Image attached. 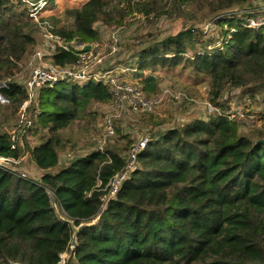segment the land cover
<instances>
[{
	"label": "trees",
	"instance_id": "trees-1",
	"mask_svg": "<svg viewBox=\"0 0 264 264\" xmlns=\"http://www.w3.org/2000/svg\"><path fill=\"white\" fill-rule=\"evenodd\" d=\"M120 1L85 0L64 10L70 26L49 32L71 46L98 41L97 23H123L126 12L115 5ZM176 1L211 14L220 41L204 39L194 28L148 34L130 71L179 69L206 78L210 102L220 108L228 87L251 98L261 95L264 103V25L248 28L252 14L234 12L254 0ZM156 5L145 4L142 12L157 16ZM54 7L48 0L40 13ZM44 23L39 17L36 24L20 0H0V81L9 84L2 91L9 104L0 107L15 112L27 100L16 76ZM50 60L75 67L79 52L56 47ZM143 82L145 91L154 92V76ZM111 100L110 88L94 79L42 88L26 108L30 126L16 141L1 128L0 116V156L26 159L41 172L32 179L0 168V264H61L66 253L64 264H264V133L240 134L223 112L159 131L137 153L115 195L103 201L108 183L125 166L121 154L133 142L79 157L70 152L65 162L60 151L68 141L62 132L86 131L91 108ZM44 188L53 193L55 207Z\"/></svg>",
	"mask_w": 264,
	"mask_h": 264
},
{
	"label": "rangeland",
	"instance_id": "rangeland-1",
	"mask_svg": "<svg viewBox=\"0 0 264 264\" xmlns=\"http://www.w3.org/2000/svg\"><path fill=\"white\" fill-rule=\"evenodd\" d=\"M84 1L54 0L55 7L53 10L42 11L36 19L33 18L36 24L39 22V17H44L48 23L40 25L39 29L36 28V43L30 55L38 47L46 55H49L53 43L50 45L49 41L47 42L44 38L46 29L48 30L52 26H70L71 20L65 16L64 10L78 7ZM152 1L157 2V16L155 15L156 12H151L147 17L142 12V6ZM21 2L29 10L35 0H21ZM116 3L117 7H123L126 12L123 23L119 26H111L99 22L95 27L100 34L98 39L100 54H106L112 36L116 37L118 41V53L111 57H104L102 63L97 66L95 64L88 65L86 71L88 73L98 71L103 73L112 69L116 75H120L123 72L118 67L126 68L127 70H124L123 73L125 75L123 83L135 82L141 88H144L143 80L147 75L154 76L156 79L154 92H147L144 88L143 95L149 100H157L158 105L151 112L141 114H136L123 105L117 107V110L112 109L110 103L94 105L91 108V114L86 117L87 121L83 123V125H87L86 131L81 130L78 132L76 127L71 132L70 129L62 132L68 139L64 148L60 151L62 161H66L70 152L79 157L88 155L95 150H102L108 146L117 148V146L126 143L127 140L134 143L136 139L141 137L150 138L159 131L186 124L195 119L206 120L210 115L222 112L231 116L238 123L240 134L255 138L258 133H264V103L261 95L251 98L248 95L245 96L240 89L228 87L219 99V102L223 105L220 108L210 102V88L206 78L193 79L179 69L163 70L156 68L139 75L135 71H130V68L135 66L137 62L134 51L138 49L140 44L148 40V34H156L160 37L174 35L185 28H194L204 33V39L210 38L212 41L219 42L221 31L218 26L213 24L215 18L213 19L211 14L207 15V12L202 11L195 12L189 5L182 7L176 0H130L129 2L121 0ZM237 11L252 14L249 24L258 27L264 25V0H254L250 3V6H245L242 9L235 8L234 12ZM222 13L224 12H220V14ZM191 54L189 53V55ZM28 76L29 73L25 66L17 74L16 81L23 84ZM18 110L12 112L9 109L0 107V116L3 117L4 121L1 128L10 137H13L17 128ZM107 118L111 119L115 132L111 138L105 135L103 121ZM26 139L30 145L34 140L31 136ZM127 153L121 154L124 161ZM17 169L32 179H38L41 174L26 159H23ZM74 231L76 232L77 229L75 228ZM68 255L67 253L62 255L61 264H64Z\"/></svg>",
	"mask_w": 264,
	"mask_h": 264
},
{
	"label": "built area",
	"instance_id": "built-area-1",
	"mask_svg": "<svg viewBox=\"0 0 264 264\" xmlns=\"http://www.w3.org/2000/svg\"><path fill=\"white\" fill-rule=\"evenodd\" d=\"M21 1V0H20ZM48 0H35V3L31 4V8H29L28 15L30 18H35L38 16L40 11L46 6ZM247 20L246 27L248 28H257L253 24H249ZM47 23H44V25ZM46 29V28H45ZM44 38H46L47 42L53 43L51 45L52 51L49 55H46L41 48H36L32 55L30 56L28 63L26 65V69L28 70L29 76L22 84L27 93V100L22 103L17 113V128L14 132L12 138L13 141H16L17 137H22L26 131V129L30 126V121L27 117L26 108L27 106L34 101L39 91L45 87H51L54 84L65 81L69 83H84L89 80L94 79L95 81H101L105 85L110 88L112 100L110 102V106L112 109H116L117 107H121V105L126 106L130 111L134 113H147L151 112L157 105V100H149L143 95V89L138 84L134 83H123L125 75L124 70L126 68L118 67L121 73L120 75H116L115 71L112 69L101 72H93L88 73L86 71L88 65L95 64L96 66L101 64L104 57H111L118 53V41L116 37L112 36L107 48V52L105 55H101L99 52L100 44L98 41L91 42L89 44H73L71 46L67 42H65L59 36L53 35L46 29L44 33ZM89 46L87 51H84V48ZM58 47L64 51H70L73 48V51L79 52V65L77 66H64L60 67L54 65L50 57L53 54L54 49ZM122 68V69H121ZM117 69V68H115ZM113 71V72H112ZM9 88L8 81H0V105L9 104V100L3 95L2 91L7 90ZM230 120H233L231 116L227 115ZM104 129L106 131V136L111 138L114 136V128L110 118L105 119L104 121ZM148 142V138L141 137L134 141L133 145L130 147L127 157L125 160L124 168L113 176V178L108 183L106 189L107 194L102 197V200L105 201L110 197H113L121 183V181L126 178L129 171H131L136 162L137 153L142 150L146 143ZM105 143V141H104ZM15 146L12 144V148ZM101 150V149H100ZM23 159H13L0 156V168H5L13 172H18L22 177H26L24 173L19 172L17 167L21 165ZM45 194L50 199L51 204L55 207L53 193L48 189L44 188ZM56 214L59 218L65 219V215L62 212H59L57 209ZM74 244H70V248H72ZM64 255V254H63ZM62 259V255H60Z\"/></svg>",
	"mask_w": 264,
	"mask_h": 264
},
{
	"label": "water",
	"instance_id": "water-1",
	"mask_svg": "<svg viewBox=\"0 0 264 264\" xmlns=\"http://www.w3.org/2000/svg\"><path fill=\"white\" fill-rule=\"evenodd\" d=\"M89 49V46H86L85 48H84V51H87ZM261 143H264V140H262V141H260ZM75 243V240L73 239L72 240V244H74Z\"/></svg>",
	"mask_w": 264,
	"mask_h": 264
}]
</instances>
